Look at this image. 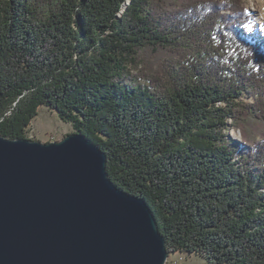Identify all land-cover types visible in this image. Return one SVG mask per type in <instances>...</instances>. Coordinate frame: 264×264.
Returning <instances> with one entry per match:
<instances>
[{
  "label": "trees",
  "instance_id": "1",
  "mask_svg": "<svg viewBox=\"0 0 264 264\" xmlns=\"http://www.w3.org/2000/svg\"><path fill=\"white\" fill-rule=\"evenodd\" d=\"M252 20L242 0H0V136L26 139L48 108L106 153L109 178L147 202L168 249L264 264ZM146 49L167 64L132 75Z\"/></svg>",
  "mask_w": 264,
  "mask_h": 264
},
{
  "label": "water",
  "instance_id": "2",
  "mask_svg": "<svg viewBox=\"0 0 264 264\" xmlns=\"http://www.w3.org/2000/svg\"><path fill=\"white\" fill-rule=\"evenodd\" d=\"M107 163L78 132L0 136V264H166L151 208L112 182Z\"/></svg>",
  "mask_w": 264,
  "mask_h": 264
},
{
  "label": "rangeland",
  "instance_id": "3",
  "mask_svg": "<svg viewBox=\"0 0 264 264\" xmlns=\"http://www.w3.org/2000/svg\"><path fill=\"white\" fill-rule=\"evenodd\" d=\"M242 1L253 19L250 25L243 27V32L249 38L248 40L250 42L254 43L259 50L264 51V30L262 28L264 25V0ZM234 2V5H238L237 1ZM250 28H253L254 31L257 32L259 36L258 38L262 36L261 38H263V41L257 40L254 36L250 35L248 33ZM139 58L140 65L138 68H132V75L139 76L151 72H160V69L164 64H167L169 59L167 55L156 54L149 49L142 51ZM249 124L250 123H248V125ZM247 127H249L248 130L251 131V135L255 138V141L260 142L264 139V122L252 121ZM75 132L76 131L72 128L71 124L63 122L55 112L42 107L38 112V116L27 129L26 139L40 141L42 143L59 142L69 134ZM229 136L242 142L243 136L240 130L232 129L229 132ZM168 250L170 255L166 264H206V261L199 256L175 253L170 249Z\"/></svg>",
  "mask_w": 264,
  "mask_h": 264
},
{
  "label": "bare ground",
  "instance_id": "4",
  "mask_svg": "<svg viewBox=\"0 0 264 264\" xmlns=\"http://www.w3.org/2000/svg\"><path fill=\"white\" fill-rule=\"evenodd\" d=\"M260 17V16H259ZM261 18V17H260ZM263 30H264V25L262 26ZM250 35L254 36L255 39L257 40H262L263 38H261L262 36H260V38H258V34L256 31H254L253 28H250V31L248 32ZM263 41V40H262Z\"/></svg>",
  "mask_w": 264,
  "mask_h": 264
}]
</instances>
